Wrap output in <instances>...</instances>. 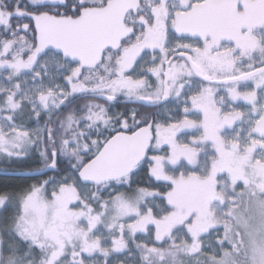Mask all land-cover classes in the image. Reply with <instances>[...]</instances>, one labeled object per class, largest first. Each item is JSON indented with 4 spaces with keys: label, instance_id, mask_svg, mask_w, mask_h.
I'll return each instance as SVG.
<instances>
[{
    "label": "snow or ice",
    "instance_id": "6c2138e0",
    "mask_svg": "<svg viewBox=\"0 0 264 264\" xmlns=\"http://www.w3.org/2000/svg\"><path fill=\"white\" fill-rule=\"evenodd\" d=\"M0 165V264H264V0H0Z\"/></svg>",
    "mask_w": 264,
    "mask_h": 264
},
{
    "label": "trees",
    "instance_id": "16d2710c",
    "mask_svg": "<svg viewBox=\"0 0 264 264\" xmlns=\"http://www.w3.org/2000/svg\"><path fill=\"white\" fill-rule=\"evenodd\" d=\"M0 166H2V165H0ZM4 177L3 176H0V181H4ZM13 183H16V182H20V183H22L23 181H12Z\"/></svg>",
    "mask_w": 264,
    "mask_h": 264
}]
</instances>
